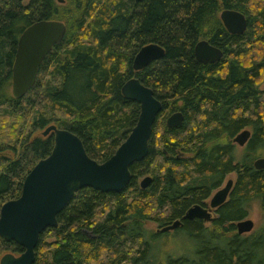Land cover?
I'll list each match as a JSON object with an SVG mask.
<instances>
[{
	"label": "trees",
	"instance_id": "trees-1",
	"mask_svg": "<svg viewBox=\"0 0 264 264\" xmlns=\"http://www.w3.org/2000/svg\"><path fill=\"white\" fill-rule=\"evenodd\" d=\"M224 9L245 16L242 35L226 31ZM41 20L64 23V38L43 60L34 86L14 98L18 39ZM201 40L223 57L197 62L193 49ZM148 44L162 47L164 57L133 71L134 56ZM263 72L264 0H0V148L10 153L0 155V206L19 197L25 176L52 151L53 135L35 132L50 125L68 130L102 163L138 119L139 104L121 94L127 80L137 78L162 105L148 154L130 166L126 188L79 190L58 226L39 236L34 264H264V168L253 165L264 157V90L257 82ZM175 112L183 121L169 129L166 119ZM243 130L250 137L238 151L233 138ZM230 174L234 183L214 221L183 219ZM145 177L150 183L141 188ZM253 202L261 224L238 234L234 224ZM177 220L173 231L191 240L192 251L162 254L154 242L169 231L148 232L146 223L161 229ZM23 251L0 238V257Z\"/></svg>",
	"mask_w": 264,
	"mask_h": 264
},
{
	"label": "water",
	"instance_id": "water-1",
	"mask_svg": "<svg viewBox=\"0 0 264 264\" xmlns=\"http://www.w3.org/2000/svg\"><path fill=\"white\" fill-rule=\"evenodd\" d=\"M219 18L229 34L242 35L247 29L245 16L236 10L224 9ZM65 32L64 23L56 20L37 21L22 32L11 70V94L14 98L23 97L34 86L40 65L52 48L62 42ZM164 54V49L156 44L141 47L132 60L133 71H141L163 58ZM193 54L201 64H213L223 57V52L207 40L197 42ZM121 94L139 104L138 119L123 143L102 163L87 155L80 138L74 133L55 125L42 131V136L53 135L51 153L40 159L25 176L19 197L4 202L0 207V238L16 243L24 251L18 256L4 254L0 264H34L39 236L47 228L58 226V214L79 190L91 188L105 193L121 192L129 184L130 166L148 154L152 127L162 105L153 90L137 78L127 80ZM182 121V113L175 112L166 119V126L176 128ZM249 137L250 131L243 130L233 138V143L243 147ZM253 165L258 170L263 169L264 158H258ZM150 180V177L143 178L140 187H147ZM232 185L233 180L229 178L212 194L207 204L190 207L183 219L214 221L212 212L227 200ZM180 225L181 221L177 220L157 232L173 231ZM235 227L238 234H245L254 229V223L244 219L236 222Z\"/></svg>",
	"mask_w": 264,
	"mask_h": 264
},
{
	"label": "rangeland",
	"instance_id": "rangeland-1",
	"mask_svg": "<svg viewBox=\"0 0 264 264\" xmlns=\"http://www.w3.org/2000/svg\"><path fill=\"white\" fill-rule=\"evenodd\" d=\"M259 88L264 90V72L261 74L260 78L258 79ZM42 131L35 132V135H42ZM0 134H4V131L0 132ZM12 135V133H11ZM6 136H10L9 133H6ZM237 146V145H236ZM242 148L237 146V150H241ZM2 154H10L9 151H4V149L0 148V155ZM262 158V157H261ZM264 158V157H263ZM235 175L230 174L227 178L234 179ZM143 179V178H142ZM141 179V180H142ZM208 201V200H207ZM246 219H250L254 223V228L258 227L262 221L261 211L259 206L256 202H253L250 205L249 215ZM206 226L209 223H205ZM146 229L148 232H156L159 227L154 221H148L146 223ZM177 235V236H176ZM155 248L157 251L161 252L162 254L168 252L169 254H188L192 251V242L191 240L183 233V234H176L175 231H169L163 236L160 240H156L154 242Z\"/></svg>",
	"mask_w": 264,
	"mask_h": 264
},
{
	"label": "flooded vegetation",
	"instance_id": "flooded-vegetation-1",
	"mask_svg": "<svg viewBox=\"0 0 264 264\" xmlns=\"http://www.w3.org/2000/svg\"><path fill=\"white\" fill-rule=\"evenodd\" d=\"M169 116H170V115H169ZM228 179H229V178H228ZM228 179H227V180H228ZM231 179H232V178H231ZM227 180H226V181H227ZM232 180H233V183H234V179H232ZM226 181H225V182H226ZM211 196H212V195H211ZM209 199H210V198H209ZM209 199H208V201H207L205 204H207V203L209 202ZM12 200H13V199H12ZM8 201H9V200H8ZM0 207H1V206H0ZM212 214H213V216L215 217V213L212 212ZM5 254H6V253H5ZM10 254H12V253H10ZM12 255H13V254H12ZM2 256H3V255H2ZM2 256H1V257H2ZM14 256H18V255H14ZM1 257H0V258H1Z\"/></svg>",
	"mask_w": 264,
	"mask_h": 264
},
{
	"label": "bare ground",
	"instance_id": "bare-ground-1",
	"mask_svg": "<svg viewBox=\"0 0 264 264\" xmlns=\"http://www.w3.org/2000/svg\"><path fill=\"white\" fill-rule=\"evenodd\" d=\"M235 225V224H234Z\"/></svg>",
	"mask_w": 264,
	"mask_h": 264
}]
</instances>
